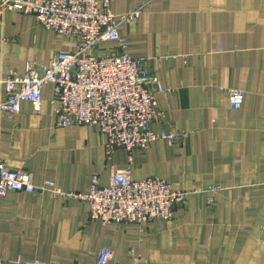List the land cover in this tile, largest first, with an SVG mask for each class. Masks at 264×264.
I'll return each instance as SVG.
<instances>
[{
	"label": "crops",
	"instance_id": "crops-1",
	"mask_svg": "<svg viewBox=\"0 0 264 264\" xmlns=\"http://www.w3.org/2000/svg\"><path fill=\"white\" fill-rule=\"evenodd\" d=\"M136 8L120 33L164 87L151 85L165 111L151 127L185 138L108 155L98 125L57 126L48 84L40 111L23 101L14 119L0 116V158L72 194L130 166L137 179L157 175L190 192L185 203L170 221L103 223L83 198L11 190L0 196V264H95L106 247L119 264H264V0H111L118 15ZM75 49L34 14L8 10L0 23V72H23L29 61L41 71ZM222 87L243 90L241 108Z\"/></svg>",
	"mask_w": 264,
	"mask_h": 264
},
{
	"label": "built area",
	"instance_id": "built-area-1",
	"mask_svg": "<svg viewBox=\"0 0 264 264\" xmlns=\"http://www.w3.org/2000/svg\"><path fill=\"white\" fill-rule=\"evenodd\" d=\"M8 10L34 14L47 29L72 37L76 49L57 52L41 71L29 61L23 72H0V86L6 89V97L0 99V116L14 119L23 101H31L40 111L43 89L52 84L57 126L98 125L107 137L108 155L118 147L132 151L159 139L175 144L185 138L179 130L156 132L151 127L165 116L151 85L156 84L159 91H164V87L144 68L142 58L127 52L126 38L120 33V26L137 18L141 8L118 15L111 9V0H0V23ZM110 42L115 45L104 46ZM220 90L228 94L231 108H241L243 90ZM11 190L49 191L54 196L83 198L89 203L90 219L103 223L170 221L176 207L184 204L190 193L176 189L157 175L137 179L128 166L114 170L108 184H101L95 175L89 192L72 194L53 180L36 184L28 171L13 169L0 158V196ZM17 264L55 263L17 260ZM95 264L119 263L106 247Z\"/></svg>",
	"mask_w": 264,
	"mask_h": 264
}]
</instances>
